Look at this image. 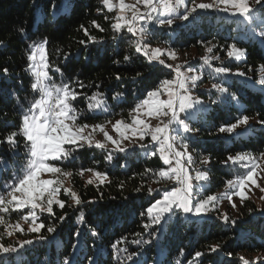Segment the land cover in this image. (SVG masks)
Here are the masks:
<instances>
[{"label":"snow or ice","instance_id":"snow-or-ice-1","mask_svg":"<svg viewBox=\"0 0 264 264\" xmlns=\"http://www.w3.org/2000/svg\"><path fill=\"white\" fill-rule=\"evenodd\" d=\"M100 4L103 8H98V12L106 9L107 13H114L104 16L106 21H113L112 39L122 40L126 31L132 37L130 47L134 52L144 57L149 66L159 65L169 70L171 78L161 79L143 98L138 97L128 110V118L121 117L113 122L109 118L110 108L103 92L86 94V86L78 79H61L57 82L55 74L59 73L63 77L64 72L49 60V42L46 38L27 45L26 70L32 77L30 89L33 98L27 107L17 98L20 122L14 126L15 130L0 137V144H6L18 157L12 162L15 170L11 178L3 182V192L0 193V264H24L23 253L29 246L55 239L58 224L69 218L67 211L57 215L56 208L62 211L66 207L74 209L78 213L77 225L87 228L89 220L83 206L95 201L85 202L72 187H65V181L73 176L83 178L85 172L92 174L85 181L86 186L97 181L99 185L110 184L111 180L106 171L85 167L72 170L66 167L75 164L76 153L83 149L95 148L105 152L104 158L108 163L113 161L116 153L135 154L143 151L152 157L159 155L164 165L159 170L145 169L143 174H139L142 178L148 176L152 183L168 187L147 186V194L153 197V201L140 213L146 219L141 224L143 231L134 233L140 238L131 242L137 247L131 251L120 247L128 240L124 236L111 244L113 251L109 255L117 264H148L144 258L146 252L154 243L159 244L166 225L173 217L203 218L216 214L224 226L232 228L237 225V219L227 212H221L220 202L227 199L232 209L239 212V208L246 206L256 190L261 193L259 199L264 202V152L258 156L243 151L227 155L220 163L240 166L246 170L245 173L227 180L228 190L224 193L204 195L208 191L211 158L200 156L197 159L190 144L201 131L196 125L203 123L210 105L222 102L239 105V97L232 91L233 83L228 78H244L242 86L252 81L247 72L241 71L239 67L233 71L230 62L245 58L247 50L235 42L218 45L211 41H199L205 47V55L200 58L202 67L197 68L187 60L177 62L179 54L175 49L152 47L148 29L144 26L152 24L172 29L174 25L180 26L184 22L194 23L202 12L211 11L236 18L252 36L264 41V0H100ZM52 7L56 9L54 4ZM91 26L100 32L105 31L96 20L91 21ZM80 28L86 37L79 41L80 45L87 47L90 43L100 42L84 25ZM18 32L23 36L25 29L21 27ZM3 44L4 41L0 40V45ZM218 52H224L228 62L221 61ZM68 55L65 54V59ZM123 59L131 62L132 57L125 55ZM214 61H220L219 66ZM113 62L120 63L119 60ZM204 68L208 70L209 77H219L222 82H213L210 88H203ZM260 69L261 78L252 83L264 89V65H260ZM0 71L5 76L9 73L7 67ZM143 75L138 70L132 79ZM123 78L119 73L115 76L116 80ZM204 93H219L220 96L206 103L201 98ZM124 95L118 92L113 99L120 101ZM82 97L85 106L77 108L75 105ZM100 116L104 119L99 122H87ZM259 116V113L254 116L241 113L234 121L220 124L213 134L243 136L251 129L254 119L264 127V119ZM97 135H102V139H98ZM8 170L9 161L0 156V171ZM45 175L49 178H42ZM124 184L121 181L119 187L123 189ZM144 189L145 183L142 182L133 191L140 193ZM154 193L159 198H154ZM62 196L70 198L72 203L68 204ZM233 197L239 199V205ZM252 211L248 209L249 214ZM256 211L264 216V207ZM13 215L17 217L15 221L11 219ZM90 233L93 237L99 236L94 228L90 229ZM27 234H31V238L19 239V236ZM72 234L79 238L83 233L77 227ZM71 247L76 249L78 245L72 244ZM221 250L220 243L209 244L206 251H196L194 259L200 262L201 258ZM226 255L232 257L233 253L227 252ZM237 255L241 264H264V255L252 260ZM86 259L88 264H103L96 256ZM61 264H83V261L66 255ZM156 264H160V261H156ZM188 264L193 262L189 261Z\"/></svg>","mask_w":264,"mask_h":264},{"label":"trees","instance_id":"trees-1","mask_svg":"<svg viewBox=\"0 0 264 264\" xmlns=\"http://www.w3.org/2000/svg\"><path fill=\"white\" fill-rule=\"evenodd\" d=\"M56 5L54 10L52 5ZM103 8L100 0H0V69L7 67V76L0 71V137L15 130L18 125L19 108L17 98H20L25 107L32 100L33 94L30 89L32 77L27 69V45L32 41L39 42L46 38L48 40L49 60L55 67L63 70L64 76L55 74V79L79 80L86 86L84 92L91 94L96 91L103 92L110 108L109 118L113 120L128 118V110L137 102V98L150 89L155 88L159 81L171 78L169 70L163 66H149L146 59L139 56L130 47L132 37L126 31L122 40H113L111 29L113 21H106L105 14L112 16L114 13L98 12ZM194 23H183L174 25L172 29L167 27H149L148 32L152 45H163L176 51H184L197 48L199 51L204 45L199 41L213 42L219 44L237 43L241 48L247 50L246 57L240 61H231L233 71L239 67L241 71L247 72L250 81L254 82L261 78L260 65H264V41L252 36L246 27L239 25L231 19L210 14L201 15ZM96 20L104 29V32L93 28L91 21ZM89 29L91 35L96 36L100 42L90 43L87 47L79 44L80 40L86 39L80 26ZM23 27L25 34L22 36L18 29ZM259 32V29L256 30ZM215 51V50H214ZM65 54L68 55L65 59ZM218 55H225L218 52ZM130 55L131 62H125L124 56ZM119 60L116 64L113 61ZM228 62V61H227ZM198 64H201L200 61ZM198 64L194 61V67ZM219 66L220 62H214ZM251 69V70H249ZM142 71L143 77L133 80L136 71ZM203 88H210L213 82H222L217 77L213 79L205 71ZM117 73L121 80H116ZM233 83L232 91L239 97V105L233 103H220L210 105L202 124H197L201 131L196 134L190 142L193 155L199 159L200 156H209L211 164L208 166L210 180L208 191L204 195L219 194L224 191L226 181L236 176L243 175L245 169L237 165H224L220 161L227 155L237 152H247L258 156L264 152V127L256 123L252 124L248 133L239 137H228L225 134H213L220 124L232 122L241 113L254 116L259 113L260 119H264V89L256 83H248L242 86L244 78L229 77ZM207 84V87L204 85ZM123 92L125 95L120 101L113 99L116 93ZM219 93L209 95L204 93L202 99L209 102L217 99ZM84 98L76 103L77 108H84ZM6 114V115H5ZM100 116L88 123L103 120ZM21 144L23 143L22 137ZM21 149V154H22ZM75 164L66 165L72 170L80 167L95 168L101 172H107L111 183L99 185H87L85 181L91 173L85 172L84 177L73 176L65 181V187H72L79 193L82 199L95 201L86 203L83 210L89 220L87 228L77 225L78 215L74 209L66 207L63 211L56 208L57 215L68 212V219L58 224V231L54 234L55 239L46 243L29 246L23 253L24 264H61L65 256L78 258L83 264H88L86 257L96 256L103 264H117V261L109 254L113 251L111 244L122 236L127 237L126 243L120 245L129 251L137 246L132 244L133 240L139 239L134 233L143 231L141 224L146 219L140 213L153 201V197L147 194V186L153 188L168 187L152 183L148 176L143 178L145 169L159 170L164 167L159 155L152 157L143 151L133 153H116L111 163L105 160V152L98 149H83L76 153ZM0 156L9 161V170L0 171V193L3 192L2 184L11 178L15 166L12 163L17 160L6 144H0ZM124 181L121 189L119 184ZM145 183L144 191L135 193L133 189L141 183ZM128 197V199H124ZM68 204L72 201L62 196ZM154 198H159L154 193ZM55 207V206H54ZM253 209L249 214L248 209ZM258 207L247 202L245 207H240L235 216L237 225L235 227L224 226L217 219L216 214L210 217L190 219L173 217L165 227V233L160 237L159 244L154 243L146 252L145 259L148 264H241L238 255L252 260L257 256L264 255V216ZM17 217L12 216V221ZM51 222V221H49ZM80 227L82 235L77 238L72 233ZM95 229L99 236H91L90 229ZM31 238V234L19 236V239ZM144 238H147L145 236ZM8 242V241H5ZM220 243L222 250L212 253L198 262L194 259L196 251H206L209 244ZM72 244L78 247L73 249ZM147 247V246H146ZM227 252L233 256L228 257ZM183 253V254H181Z\"/></svg>","mask_w":264,"mask_h":264},{"label":"rangeland","instance_id":"rangeland-1","mask_svg":"<svg viewBox=\"0 0 264 264\" xmlns=\"http://www.w3.org/2000/svg\"><path fill=\"white\" fill-rule=\"evenodd\" d=\"M127 2H132V0H127ZM181 11H182V9H181ZM210 14H213V15L216 14V15H219V16L223 17L224 19H231L233 21H236V23H238L239 25H243V24L239 23V21H237L236 18H234V17H228L224 13L211 12V11L210 12H207V13H203V12L201 13V15H210ZM197 19H200V18L198 17ZM141 23H143V22H141ZM184 23H186V22H184ZM144 26L148 29L149 27H153L154 25L147 24V25H144ZM256 38H258V39L261 40V38H259L258 36H256ZM152 47L166 48L163 45H152ZM177 52L179 54V60L177 62H183L184 60H187L188 63L194 67V61L197 64L200 61L201 64H198L197 68H201L202 67L203 62H202V60L200 58L205 55V47L201 48L200 51L197 48H191V49H188V50L177 51ZM220 60L227 62L226 54L220 56ZM169 62H171V61H169ZM214 62H220V61H214ZM203 70L205 71L206 68H204ZM207 86H208L207 84L204 85V87H207ZM113 122H115V120H113ZM251 123H254V120H252ZM97 138L98 139H102V135H97ZM42 178H49V177L47 175H45ZM166 186H168V185H166ZM227 190L228 189H226V186H225L224 191L221 192V193H219V194H217V195H220V194L224 193ZM260 195H261V193L258 190H256L255 191V194L252 196V199L250 200V202L253 203L254 205H256L258 208L264 207V202H262L259 199V196ZM233 199L235 200V202L237 203V205H239V199L236 198V197H233ZM219 208H220V211L221 212H227L230 216H235L236 210L232 209V207H231V205H230V203H229V201L227 199H224L222 202H220ZM190 219H199V218L190 217Z\"/></svg>","mask_w":264,"mask_h":264},{"label":"water","instance_id":"water-1","mask_svg":"<svg viewBox=\"0 0 264 264\" xmlns=\"http://www.w3.org/2000/svg\"><path fill=\"white\" fill-rule=\"evenodd\" d=\"M193 220H195V219H193Z\"/></svg>","mask_w":264,"mask_h":264}]
</instances>
